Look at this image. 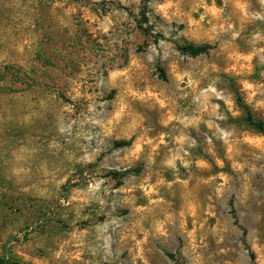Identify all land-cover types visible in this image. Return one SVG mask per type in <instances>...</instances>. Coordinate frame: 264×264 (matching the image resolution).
Masks as SVG:
<instances>
[{
  "label": "rangeland",
  "instance_id": "rangeland-1",
  "mask_svg": "<svg viewBox=\"0 0 264 264\" xmlns=\"http://www.w3.org/2000/svg\"><path fill=\"white\" fill-rule=\"evenodd\" d=\"M246 109L264 0H0V257L264 264Z\"/></svg>",
  "mask_w": 264,
  "mask_h": 264
},
{
  "label": "trees",
  "instance_id": "trees-1",
  "mask_svg": "<svg viewBox=\"0 0 264 264\" xmlns=\"http://www.w3.org/2000/svg\"><path fill=\"white\" fill-rule=\"evenodd\" d=\"M179 49H180V51L183 54H186V55H188L190 57H197V56H200V55L207 54L208 51L210 50V47L209 46H204V45L203 46L185 45V46L180 47ZM245 120L256 131H258L259 133L264 134V123L254 120V118L252 117V115L248 111V109H246ZM127 145H128V143H126V142L116 143V146H118V147H125ZM249 257H250L251 264H253V261H254L253 254H250ZM0 264H19V263H17L16 261H12V260L0 257Z\"/></svg>",
  "mask_w": 264,
  "mask_h": 264
}]
</instances>
